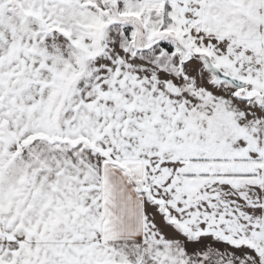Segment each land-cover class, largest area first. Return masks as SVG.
I'll use <instances>...</instances> for the list:
<instances>
[{"label":"snow or ice","instance_id":"snow-or-ice-1","mask_svg":"<svg viewBox=\"0 0 264 264\" xmlns=\"http://www.w3.org/2000/svg\"><path fill=\"white\" fill-rule=\"evenodd\" d=\"M0 264H264V0H0Z\"/></svg>","mask_w":264,"mask_h":264}]
</instances>
